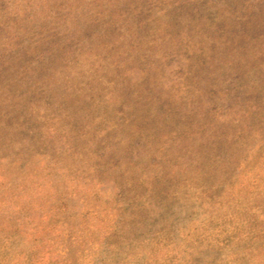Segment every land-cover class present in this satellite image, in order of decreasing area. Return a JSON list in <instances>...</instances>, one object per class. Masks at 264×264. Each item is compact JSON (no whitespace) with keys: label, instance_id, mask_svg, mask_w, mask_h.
<instances>
[{"label":"rangeland","instance_id":"1","mask_svg":"<svg viewBox=\"0 0 264 264\" xmlns=\"http://www.w3.org/2000/svg\"><path fill=\"white\" fill-rule=\"evenodd\" d=\"M0 264H264V0H0Z\"/></svg>","mask_w":264,"mask_h":264}]
</instances>
